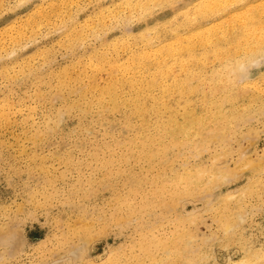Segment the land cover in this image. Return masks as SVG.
I'll list each match as a JSON object with an SVG mask.
<instances>
[{
    "label": "rangeland",
    "instance_id": "rangeland-1",
    "mask_svg": "<svg viewBox=\"0 0 264 264\" xmlns=\"http://www.w3.org/2000/svg\"><path fill=\"white\" fill-rule=\"evenodd\" d=\"M262 52L264 0H0V264H264Z\"/></svg>",
    "mask_w": 264,
    "mask_h": 264
},
{
    "label": "snow or ice",
    "instance_id": "snow-or-ice-1",
    "mask_svg": "<svg viewBox=\"0 0 264 264\" xmlns=\"http://www.w3.org/2000/svg\"><path fill=\"white\" fill-rule=\"evenodd\" d=\"M170 7L175 9L176 5L173 4V5H170ZM257 63H259L261 71L264 72V52L261 53L259 61H253L252 64H250V65H242L241 66L239 71H240V75H241L242 80H247L251 77V75L254 74V73H252V68H254ZM232 179H233V177L225 175L223 178V182L224 183H231ZM191 202H192L191 200L185 201V203H191ZM109 234H110L109 232H104L103 234H101L98 237V240L102 242L104 239V236L109 235ZM54 264H83V261L82 260H73V261L61 260L58 262H54ZM93 264H105V262L103 259L98 258L93 262ZM198 264H207V262L201 261V262H198Z\"/></svg>",
    "mask_w": 264,
    "mask_h": 264
},
{
    "label": "bare ground",
    "instance_id": "bare-ground-1",
    "mask_svg": "<svg viewBox=\"0 0 264 264\" xmlns=\"http://www.w3.org/2000/svg\"><path fill=\"white\" fill-rule=\"evenodd\" d=\"M143 12V11H142ZM176 33V32H175ZM148 43V42H147ZM174 52V51H173ZM145 56V55H144ZM95 66V65H94ZM110 69V68H109ZM98 70V69H97ZM218 115H222V116H224L225 115V113L223 112V111H218V113H217ZM186 128L184 127V126H180L179 127V129L178 130H185Z\"/></svg>",
    "mask_w": 264,
    "mask_h": 264
}]
</instances>
